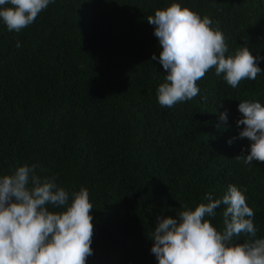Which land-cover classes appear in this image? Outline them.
Segmentation results:
<instances>
[{"label": "trees", "instance_id": "obj_1", "mask_svg": "<svg viewBox=\"0 0 264 264\" xmlns=\"http://www.w3.org/2000/svg\"><path fill=\"white\" fill-rule=\"evenodd\" d=\"M173 2L207 15L229 52L246 45L264 57V0H55L19 32L0 23V174L37 165L70 193L88 190L87 264H156L149 234L157 217L229 184L246 190L264 237V162L236 158L250 142L235 123L239 101H264V92L223 90L213 67L196 82L197 96L161 106L166 72L150 60L160 46L147 18ZM222 211L210 220L218 229Z\"/></svg>", "mask_w": 264, "mask_h": 264}, {"label": "clouds", "instance_id": "obj_2", "mask_svg": "<svg viewBox=\"0 0 264 264\" xmlns=\"http://www.w3.org/2000/svg\"><path fill=\"white\" fill-rule=\"evenodd\" d=\"M53 3L0 0V23L9 32H19ZM147 22L160 46L159 56L153 53L150 60L158 61L166 72L156 89L161 106L170 108L197 96L196 82L213 67L215 75L226 81L223 90L236 92L250 84L264 92V57L253 55L246 45L229 52L223 32L207 15L173 2L156 9ZM16 46L20 47L19 41ZM237 109L242 115L235 123L243 126L238 138L250 143L247 154L236 158L246 165L264 162V101H239ZM219 120L226 126L227 113L221 112ZM220 121L211 120V125ZM36 169L37 165L24 164L0 174V264H87L93 253L88 190L70 193L55 176ZM245 193L229 184L218 197L206 192L194 207L183 206L175 216H158L149 234L156 264H264V237L257 238L254 211ZM221 206L223 227L218 229L210 220ZM242 234L248 238L236 242Z\"/></svg>", "mask_w": 264, "mask_h": 264}]
</instances>
